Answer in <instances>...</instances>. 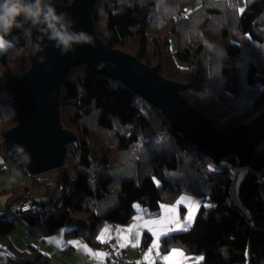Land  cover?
Masks as SVG:
<instances>
[{"label": "trees", "instance_id": "trees-1", "mask_svg": "<svg viewBox=\"0 0 264 264\" xmlns=\"http://www.w3.org/2000/svg\"><path fill=\"white\" fill-rule=\"evenodd\" d=\"M55 1L43 3L55 9ZM90 16L104 45L184 85L181 95L216 130L225 133L264 111V0H94ZM28 21L18 18L19 26L3 37L8 42L0 54L4 145L6 132L17 124L9 82L28 70L34 55ZM57 115L60 127L77 141L65 145L62 166L34 176L22 169V182L0 186V196L6 197L0 213V240L8 245L4 264H52L36 246L11 244L16 225L38 238L68 226L65 239L96 249L101 227L125 224L135 214V203L157 213L182 193L205 195L208 205L200 206L185 231L160 237L162 253L180 248L201 255L202 264H264V136L246 162L248 176L239 191L248 221L233 207L230 194L238 155L216 157L188 141L124 83L75 65L60 84ZM4 155L20 168L7 151ZM34 198L50 202L36 203L33 214H12L21 201ZM149 243L144 233L140 247ZM73 251L68 245L63 253Z\"/></svg>", "mask_w": 264, "mask_h": 264}, {"label": "water", "instance_id": "water-1", "mask_svg": "<svg viewBox=\"0 0 264 264\" xmlns=\"http://www.w3.org/2000/svg\"><path fill=\"white\" fill-rule=\"evenodd\" d=\"M93 2L72 0L66 5L60 0L55 1L57 14L66 13L65 22L71 21L70 32L84 31L93 38L94 48L73 44L75 54L69 50L62 55L56 42L48 38L51 33L28 21L27 27L35 44L31 65L20 78L9 82V90L17 105V124L5 134L10 159L32 176L62 166L65 145H76L77 141L71 132L60 127L57 115L59 87L73 66L84 64L92 71L130 87L158 108L188 141L216 157L237 154L240 168L233 174L230 194L233 207L251 221L239 191L248 176V170L244 168L246 162L264 136V111L250 122L234 126L225 133L216 130L181 95L184 85L164 79L157 67H150L137 57L108 47L98 39L91 26ZM33 202L44 205L50 201L34 198Z\"/></svg>", "mask_w": 264, "mask_h": 264}, {"label": "rangeland", "instance_id": "rangeland-1", "mask_svg": "<svg viewBox=\"0 0 264 264\" xmlns=\"http://www.w3.org/2000/svg\"><path fill=\"white\" fill-rule=\"evenodd\" d=\"M171 48L172 49L175 48V40L173 39L171 40ZM6 151H8V144L4 145V143L0 142V186L4 188L15 186L19 184L20 182H22L24 178L26 177L22 169L8 164V161L5 159V155H4ZM181 200H184L185 203L179 206L180 223L172 225L169 228L168 221L171 220V216L167 212L163 211L162 209L171 208L177 205V203ZM193 201H195L196 203H199L200 206L208 205V200L205 195L194 196L189 193H182L172 203L161 204L158 214H156L155 216H152L151 219H145L141 214L142 206L138 203H135L134 209H137V211L132 216L133 219H131V223H135V226H136V224L138 223V219L143 218L142 221H144V224L146 226H149L151 221L159 220L163 223L161 225H156L155 231H157V229H159L158 231H160V228L163 226L166 234L183 232L187 229V227L193 224L194 219H195L194 218L191 222H188L186 219L188 205L191 204ZM4 202H5V196H0V213L2 212L1 207ZM181 208L184 209L183 212H181ZM196 214H195V217H196ZM109 225H112V224H108V226ZM68 229H69L68 226H63V227L58 228L50 236H47L44 238H38V237H34L30 235L29 232L26 230V228H24L23 226L16 225L13 231L9 234V238H10L11 244L17 249H20V248L27 249L28 246H30L29 245L30 243L31 245L33 244L32 246H35L34 243L35 244L38 243L39 250L43 251L46 254H49L51 256V259H52L51 262H53V264H66L65 258L70 255L64 254L63 250L66 246L69 245L67 243L68 242L67 239H65L64 237V233ZM28 239L30 240L28 241ZM50 241H53V242H50ZM136 241H138V239ZM7 246L8 245L6 243H3L0 240V264H2V260L6 259L5 254L7 253V250H6ZM143 250L145 249L138 248V252L140 253ZM95 253H100V251L96 250ZM93 262L96 263L94 259H93Z\"/></svg>", "mask_w": 264, "mask_h": 264}, {"label": "crops", "instance_id": "crops-1", "mask_svg": "<svg viewBox=\"0 0 264 264\" xmlns=\"http://www.w3.org/2000/svg\"><path fill=\"white\" fill-rule=\"evenodd\" d=\"M2 40L4 43L7 42V41H5L4 38H2ZM7 45H8V42H7ZM5 48L6 47L4 46L2 49H0V54L4 51ZM5 199H6V197H5ZM136 211H137V209H135V213H136ZM158 212L157 213L149 212L144 207H142V209H141V214L145 219H151V217L158 214ZM131 219H133V217L130 218L125 224H121V225L120 224H112V223H108V222L105 223L101 227V229L99 230V232L97 234V237H96L97 240L100 242L98 237L104 231V228L111 229L112 231L106 237L108 242L107 243L100 242L101 246L99 248H96V249L89 247L85 242H83L81 240L68 239L67 241L79 242V247H73L72 245H70L74 248V251L70 254L71 257L68 256L70 258H68V257L65 258L66 264H103L104 258L108 254V252L114 251L117 249H123L124 250L125 261L127 263L141 261L145 264H164V260H163L164 256L169 255L173 250L183 251L180 248H171L169 251H167L165 253H162L159 250L158 254H153L151 252L152 245H153V236H152L151 232L145 230L147 226L144 224V221H142L143 218L138 219V223L136 224V226H135V223H131ZM108 224H112V225L108 226ZM106 226H108V227H106ZM133 229H140V230L139 231H132ZM118 230H125V231L121 232ZM158 230L159 229H157V231ZM144 233H148L150 235V243L146 248H144L145 250H143L140 253V252H138V248H141L140 244H141V239H142V236ZM117 236H123V243L126 244L125 247H117V244L119 243V241L117 240ZM161 236H163V235H161ZM160 237H159V239H160ZM137 239H138V241H136ZM29 240L30 239H28V241ZM29 245H31V243ZM34 245L39 249L38 243H36V244L34 243ZM20 249H22V248H20ZM89 249L93 250V251L90 252ZM96 250L100 251V253H103L104 255L103 256L95 255ZM41 252H43V251H41ZM44 254H46V253H44ZM47 255L51 259V256L49 254H47ZM185 255L187 256L189 261H194L198 258H202L201 255H198V254H186L185 253ZM5 256H6V254H5ZM93 259L96 261V263L93 262ZM4 263H5V259L2 260V264H4ZM52 264H53V262H52Z\"/></svg>", "mask_w": 264, "mask_h": 264}, {"label": "clouds", "instance_id": "clouds-1", "mask_svg": "<svg viewBox=\"0 0 264 264\" xmlns=\"http://www.w3.org/2000/svg\"><path fill=\"white\" fill-rule=\"evenodd\" d=\"M66 13L57 14L56 10L44 4L43 0H0V39L8 35L14 27H18V18L24 17L31 21L32 25L43 23L51 33L48 38L56 42V47L61 49V54L65 55L72 49L73 44L91 45L95 44L93 38L86 32H70L71 21L65 22ZM5 42V47H7ZM43 62L42 60L40 61ZM18 151H23L18 149Z\"/></svg>", "mask_w": 264, "mask_h": 264}, {"label": "snow or ice", "instance_id": "snow-or-ice-1", "mask_svg": "<svg viewBox=\"0 0 264 264\" xmlns=\"http://www.w3.org/2000/svg\"><path fill=\"white\" fill-rule=\"evenodd\" d=\"M5 46V43L3 42L2 39H0V49H2ZM185 201L181 200L177 203V205L171 207V208H164L162 209L163 211L167 212L171 216V220L168 221V227L170 228L172 225L180 223L179 221V206L184 204ZM200 204L196 203L193 201L191 204L188 205L187 209V216L186 219L188 222H191L195 218V214L199 211ZM163 222L159 220H153L150 222L149 226L146 227L145 230L149 231L152 233L153 236V245L151 252L153 254H158L159 253V248H160V240L159 237L161 235L166 234L164 231V227L162 226L160 228V231H155V226L156 225H161ZM140 229H133L132 231H139ZM111 229L105 228L104 231L101 233V235L98 237L100 242L107 243L108 240L106 237L108 234L111 232ZM118 231H125V230H118ZM117 240L119 243L117 244V247H125L126 244L123 243V236H117ZM53 242V241H50ZM69 245H72L73 247H79V242H73V241H68L67 242ZM91 252V250L89 249ZM95 255L97 256H103V253H96ZM164 264H202V258H198L194 261H189L187 256L183 251L179 250H173L169 255H166L163 257Z\"/></svg>", "mask_w": 264, "mask_h": 264}, {"label": "built area", "instance_id": "built-area-1", "mask_svg": "<svg viewBox=\"0 0 264 264\" xmlns=\"http://www.w3.org/2000/svg\"><path fill=\"white\" fill-rule=\"evenodd\" d=\"M38 207L35 202L31 199L23 200L19 205L12 211L14 216H21L23 214H33L37 211ZM103 264H145L141 261L127 263L125 261V253L123 249H117L114 251H109L104 258Z\"/></svg>", "mask_w": 264, "mask_h": 264}]
</instances>
